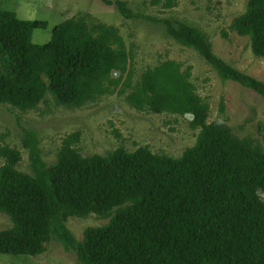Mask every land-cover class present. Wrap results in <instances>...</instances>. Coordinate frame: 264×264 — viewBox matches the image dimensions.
I'll use <instances>...</instances> for the list:
<instances>
[{
    "label": "trees",
    "instance_id": "16d2710c",
    "mask_svg": "<svg viewBox=\"0 0 264 264\" xmlns=\"http://www.w3.org/2000/svg\"><path fill=\"white\" fill-rule=\"evenodd\" d=\"M117 5L127 19L146 17L127 1ZM164 5L172 8L176 0ZM165 23L170 36L195 49L223 81L264 97V82L218 56L198 27ZM47 27L0 5L1 103L34 109L50 92L60 104L82 106L115 93L126 74L131 81L133 59L116 26L76 16L56 25L48 43H35L34 30ZM232 29L264 58V0H249ZM192 75V67L166 60L145 71L128 96L140 110L193 116L198 140L180 157L149 147L83 156L73 146L76 133L49 165L28 137L32 173H26L19 169L20 150L0 135V211L13 221L0 232V254L38 256L57 237L81 264H264V150L209 122L210 103ZM91 214L109 222L89 227L78 241L67 223Z\"/></svg>",
    "mask_w": 264,
    "mask_h": 264
},
{
    "label": "rangeland",
    "instance_id": "374dc122",
    "mask_svg": "<svg viewBox=\"0 0 264 264\" xmlns=\"http://www.w3.org/2000/svg\"><path fill=\"white\" fill-rule=\"evenodd\" d=\"M0 0L5 10L15 11L22 19L43 20L47 28H37L33 41L48 43L53 29L72 17L87 15L90 22L116 26L133 59L132 79L128 74L115 93L104 94L82 106L58 103L48 92L38 107L20 110L0 102V135L5 143L21 152L19 169L32 173L31 137L39 146L43 160L51 165L64 140L78 133L74 147L83 155H107L119 147L131 152L149 147L152 152L180 157L193 147L200 130L192 127V115L140 110L128 96L143 74L166 60H176L184 70L192 67V80L198 93L210 103L209 122H218L236 136L249 139L264 150V97L235 81H223L207 61L193 48L184 46L168 33L165 20L185 22L198 27L210 40L215 53L239 70L264 82V58L254 54L251 39L232 29L235 19L247 10L249 0H176L172 8L166 0H122L145 18H125L119 0ZM119 76V73L115 74ZM121 75V74H120ZM129 80V81H128ZM126 86L127 91L121 93ZM225 110L221 111V104ZM0 159V168L4 164ZM264 201V192H260ZM108 218L97 214L71 217L67 223L78 241L89 227L105 225ZM13 226L10 216L0 211V232ZM0 264H81L75 250H67L53 237L47 250L38 256L0 254Z\"/></svg>",
    "mask_w": 264,
    "mask_h": 264
}]
</instances>
